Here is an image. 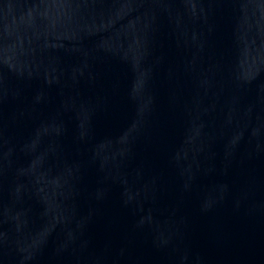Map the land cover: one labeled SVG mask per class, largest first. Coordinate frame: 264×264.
<instances>
[{"label": "water", "instance_id": "obj_1", "mask_svg": "<svg viewBox=\"0 0 264 264\" xmlns=\"http://www.w3.org/2000/svg\"><path fill=\"white\" fill-rule=\"evenodd\" d=\"M0 264H264V0H0Z\"/></svg>", "mask_w": 264, "mask_h": 264}]
</instances>
